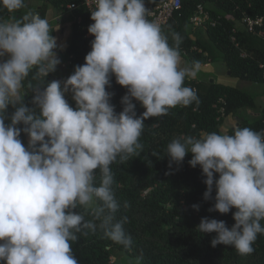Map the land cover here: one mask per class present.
Here are the masks:
<instances>
[{"label": "clouds", "instance_id": "clouds-1", "mask_svg": "<svg viewBox=\"0 0 264 264\" xmlns=\"http://www.w3.org/2000/svg\"><path fill=\"white\" fill-rule=\"evenodd\" d=\"M94 35L85 63L75 67L63 84L46 82L33 89V107L24 104L23 82L36 69L47 77L61 63L57 38L47 18L33 12L21 19H0V262L3 264H78L71 243L77 233L101 229L113 242L131 248L124 230L127 217L117 220L110 165L139 155L145 119L166 115L178 105L199 103L184 85L196 76V66L182 65L181 37L174 44L161 27L148 20L145 0H94ZM9 13L24 8L25 0H0ZM8 56L6 60L2 59ZM127 89L117 113L110 103L111 76ZM71 92L75 108L65 93ZM133 99L145 111L137 115ZM11 105L15 111L7 116ZM10 119V123H5ZM22 124L23 127H17ZM21 132L28 135L27 147ZM189 165L206 177L209 211L227 214L235 223L203 217L198 230L216 233L213 247H234L241 255L254 252L264 234V131L222 125L200 138L181 136L167 145L169 167ZM99 170L100 181H96ZM214 173L219 174L218 178ZM215 188V196H212ZM92 215L85 220L77 211ZM192 207L199 210V205ZM97 221L99 222L97 224Z\"/></svg>", "mask_w": 264, "mask_h": 264}, {"label": "trees", "instance_id": "trees-1", "mask_svg": "<svg viewBox=\"0 0 264 264\" xmlns=\"http://www.w3.org/2000/svg\"><path fill=\"white\" fill-rule=\"evenodd\" d=\"M201 1L184 0L182 16L171 19L163 27L162 32L168 37L169 44H174L173 34L178 33L181 37L179 52L187 59V67L222 60L232 76L262 83L261 95L264 96V38L237 26L244 13L264 16V0H204L210 12L220 16L219 24L190 31L189 17ZM25 5L12 13L0 6V19L17 20L28 12H38L45 18L50 8L66 10L74 5L67 18L72 23V31L68 44L61 52V59L73 70L83 65L94 40L92 34L85 36L88 29L83 26L92 19L83 0H43L38 8H30L25 0ZM77 17H82V23L77 22ZM233 28H238L235 35L239 46L231 38ZM242 52H246L247 56H243ZM36 71L33 69L23 82V102L29 107H33V89L43 87L54 79V71L45 78L37 76ZM184 85L196 92L199 103L178 105L169 109L166 115L145 119L139 138L143 145L142 150H138L139 155L129 156L124 161L118 157L110 165L112 189L120 205L115 218L127 217L124 230L132 238L131 248L113 242L99 228L95 233L82 230L76 234L78 239L70 242L78 264H114L112 257H120L124 253H131L136 264H264V234H258L252 245L254 252L250 255H241L232 246L211 245L216 233H201L197 228L201 218L223 220L231 228L235 223L233 213L236 209L232 208L227 214L209 211L215 201L203 198L206 177L199 165L195 168L189 165L192 153H187L180 165L173 162L171 168L167 156V145L173 139L181 136L200 138L218 132L229 115L239 118V127L264 131V106L259 115L250 119L242 116L241 110L256 109L257 94L209 79L197 81L186 78ZM106 90L113 93L110 103L119 113L123 110L121 98L127 89L118 84L112 75L111 86H106ZM65 98L75 108L72 93H65ZM133 103L137 115L145 111L139 101L133 99ZM14 111L9 105L7 116L10 117ZM5 123H10V119H6ZM17 127L22 128L23 125ZM20 139L27 147L28 135L21 132ZM218 175L214 173L216 178ZM100 178L97 170V183ZM212 196H215V188ZM194 204L199 205V210L192 207ZM77 211L84 215L85 220L93 219L83 207ZM261 224L264 226V221Z\"/></svg>", "mask_w": 264, "mask_h": 264}, {"label": "crops", "instance_id": "crops-1", "mask_svg": "<svg viewBox=\"0 0 264 264\" xmlns=\"http://www.w3.org/2000/svg\"><path fill=\"white\" fill-rule=\"evenodd\" d=\"M155 0H145V7L147 9V7L153 3ZM27 4L30 6V8H38L43 4V0H27ZM71 8H68L66 10H60V9H56V8H50L46 14V17L49 21L50 27L52 29H55L58 27V29L53 30V32L51 33L53 36H55L57 38V49L55 50L57 52V55L61 61L60 64H58L56 66V69L54 71V79L53 80H59L61 81V83L63 84V81L66 80L68 77L64 76L63 73L66 72L65 71V65L66 63H63L62 59H61V52L64 50V48L66 47V45L69 42L70 39V35H71V31H72V23L70 21H68V14L71 12ZM190 26V24H189ZM240 28V27H238ZM244 28V26H243ZM196 29V28H195ZM181 58H182V65L181 66H188V61L187 59L184 57V55L180 54ZM8 58V56L6 55L4 58V60H6ZM215 61H210L208 63L205 64H201L196 66L197 68V72H196V76L193 78L197 81H206V79L211 80L212 82H219V83H223L226 85H232L235 87H238L240 89L246 90L250 93H255L257 94V104L258 107L256 109H247L244 108L241 110V115L245 116L247 118L253 119L255 118L257 115H259V112L261 110V108L264 106V96L261 95V92L263 90V84L262 83H257L254 81H250V80H246V79H240L239 78V82H234L233 80H227L225 78H223V72L220 70H216L213 66V63ZM223 62V61H222ZM223 65L225 66L224 62ZM226 67V66H225ZM227 68V67H226ZM208 70L209 72L206 75H201L202 74V70ZM214 74H216L215 76H219L215 77ZM227 76L231 77V73L228 71L227 69ZM235 77V76H233ZM253 85H257L258 87H254ZM239 124V118L238 117H233L232 115H229L227 117H225L224 122L222 125H228V126H237ZM221 125V126H222Z\"/></svg>", "mask_w": 264, "mask_h": 264}, {"label": "built area", "instance_id": "built-area-1", "mask_svg": "<svg viewBox=\"0 0 264 264\" xmlns=\"http://www.w3.org/2000/svg\"><path fill=\"white\" fill-rule=\"evenodd\" d=\"M83 4L90 11L95 8L94 0H83ZM184 6V0H155L147 7V19L158 24L161 29L169 23L171 19H176L179 16H182ZM74 5H70L69 8H73ZM77 22L82 23V17L76 18ZM220 16H214L208 9L207 3L202 0L197 3L195 11L189 17V24L193 28H199L202 26H217L219 24ZM240 21L244 25V29L248 32L258 35L259 37L264 38V16L263 15H249L245 14L242 16ZM94 23L93 20L89 22L88 25L83 26V28L89 27L90 24ZM238 28H233V33L231 38L236 45L239 46V43L236 38V33ZM91 34L88 32L85 36L88 37ZM243 56H247L246 52H242ZM263 66V65H262Z\"/></svg>", "mask_w": 264, "mask_h": 264}, {"label": "rangeland", "instance_id": "rangeland-1", "mask_svg": "<svg viewBox=\"0 0 264 264\" xmlns=\"http://www.w3.org/2000/svg\"><path fill=\"white\" fill-rule=\"evenodd\" d=\"M237 26L238 27H240V28H243V23L239 20L238 22H237ZM188 29L190 30V31H192V30H195V28H193V27H191V26H188ZM197 29V28H196ZM180 54H181V52H180ZM184 54V53H183ZM66 67H65V71L66 72H64L63 73V75L64 76H67V77H69L71 74H73L74 73V70L73 69H71V68H69L68 67V64L66 63V65H65ZM213 66H214V68L216 69V70H221L222 72H223V78H225V79H227L228 81L229 80H233L234 82H239V78L238 77H233V76H231V77H228L227 76V68L223 65V62H222V60H217V61H215L214 63H213ZM203 72H202V76L203 75H206V74H208V72H209V69L208 70H202ZM216 74H214V76H215ZM215 77H218V79H219V76H215ZM206 80H208V79H206ZM252 83H254L255 84V82H252ZM254 87H258L257 85H253ZM249 91V90H248ZM257 101H258V99H256ZM112 261H113V263L114 264H136L135 263V257L131 254V253H124V254H122L120 257H112Z\"/></svg>", "mask_w": 264, "mask_h": 264}]
</instances>
